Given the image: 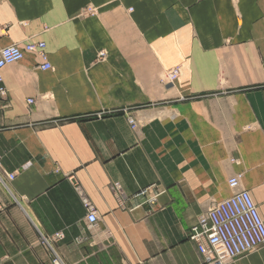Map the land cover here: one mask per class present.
<instances>
[{"label": "crops", "instance_id": "crops-1", "mask_svg": "<svg viewBox=\"0 0 264 264\" xmlns=\"http://www.w3.org/2000/svg\"><path fill=\"white\" fill-rule=\"evenodd\" d=\"M38 41L0 70V264L58 231L64 264H213L188 232L235 174L264 222V0H0V49Z\"/></svg>", "mask_w": 264, "mask_h": 264}, {"label": "built area", "instance_id": "built-area-1", "mask_svg": "<svg viewBox=\"0 0 264 264\" xmlns=\"http://www.w3.org/2000/svg\"><path fill=\"white\" fill-rule=\"evenodd\" d=\"M90 10L84 12L88 14ZM45 43L42 41L26 43L24 51L35 52L42 60L41 68L51 69V64L47 61L44 53ZM22 50L17 45H11L0 50V68L6 64L18 61L22 58ZM100 56L104 53L100 52ZM178 67H173L168 71L171 80L177 78ZM0 94L4 90L0 87ZM2 95H0L2 97ZM32 100H29L31 102ZM131 128H135V123L128 118ZM1 167V160H0ZM75 190L79 193L81 201L86 209L85 219L88 226H94L98 220L96 210L88 202V199L81 193L80 186L70 177ZM228 185L232 189V194L215 203L191 226L188 238L196 245L199 254L204 261L213 264H221L226 259L235 258L244 252L255 247L264 246V222L249 194L240 187V174H235L228 179ZM115 188L118 190L119 186ZM138 195L145 198L149 206H154L157 193L150 191V188H143ZM63 238L61 231L50 235L40 234V242L51 252L52 264H64L60 256L56 253L54 245ZM83 239L78 237L77 242Z\"/></svg>", "mask_w": 264, "mask_h": 264}, {"label": "bare ground", "instance_id": "bare-ground-1", "mask_svg": "<svg viewBox=\"0 0 264 264\" xmlns=\"http://www.w3.org/2000/svg\"><path fill=\"white\" fill-rule=\"evenodd\" d=\"M39 42V41H38ZM43 42V41H42ZM29 43H35V42H29ZM26 44V43H25ZM11 46V45H10ZM17 46H19V45H17ZM23 46H24V44H23ZM23 46L22 47H20L19 46V48L23 51L22 52V58L20 59V60H22L23 59V57H24V52H28V51H24L23 50ZM8 47V46H7ZM4 48H6V47H4ZM3 49V48H2ZM1 50V49H0ZM31 53H34V54H36L35 52H31ZM44 53H45V47H44ZM38 56V55H37ZM20 60H18V61H20ZM264 61V60H263ZM15 62H17V61H15ZM12 63H14V62H12ZM12 63H9V64H12ZM41 63H42V61L39 63V68L40 69H42V70H48V69H43V68H41ZM50 63V62H49ZM6 65H8V64H6ZM6 65H4V66H6ZM4 66H2L1 68H0V70L4 67ZM52 66V65H51ZM0 87H2V89L4 90V94L2 95V94H0V95H2V97L1 98H6V96H7V91H6V88L4 87V85H3V78H2V75H1V73H0ZM29 100H32V99H28L27 100V102L28 103H31V102H29ZM227 183H228V181H227ZM229 186V185H228ZM230 188V187H229ZM231 189V188H230ZM232 190V189H231ZM222 201V200H221ZM218 203V202H217ZM203 215V214H202ZM260 247H264V246H262V245H259ZM255 248H257V247H255ZM248 252V251H247ZM244 253H246V252H244ZM243 253V254H244ZM242 255V254H241ZM240 256V255H239ZM231 259H233V258H231ZM204 260V259H203ZM226 260H229V259H226ZM207 262V261H206ZM223 262V261H222Z\"/></svg>", "mask_w": 264, "mask_h": 264}, {"label": "rangeland", "instance_id": "rangeland-1", "mask_svg": "<svg viewBox=\"0 0 264 264\" xmlns=\"http://www.w3.org/2000/svg\"><path fill=\"white\" fill-rule=\"evenodd\" d=\"M190 231V230H189ZM189 233V232H188ZM189 239V238H188Z\"/></svg>", "mask_w": 264, "mask_h": 264}]
</instances>
